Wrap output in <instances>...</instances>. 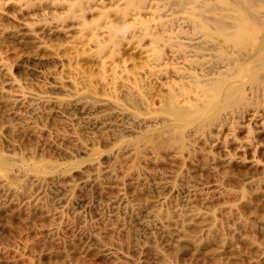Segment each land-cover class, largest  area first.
<instances>
[{"label":"rangeland","instance_id":"obj_1","mask_svg":"<svg viewBox=\"0 0 264 264\" xmlns=\"http://www.w3.org/2000/svg\"><path fill=\"white\" fill-rule=\"evenodd\" d=\"M227 1L245 43L221 0H0V264H264V0Z\"/></svg>","mask_w":264,"mask_h":264},{"label":"bare ground","instance_id":"obj_2","mask_svg":"<svg viewBox=\"0 0 264 264\" xmlns=\"http://www.w3.org/2000/svg\"><path fill=\"white\" fill-rule=\"evenodd\" d=\"M221 8L222 10H224L225 13H222L221 16L217 18H213L210 21L209 19L206 20L205 18L201 19L203 21V26L208 27L210 25H213V28H216L218 34L224 37L226 41L233 42L236 44L245 43L244 41L248 38V36L246 35V28L248 24L246 22L247 19L242 17L237 12V8L232 9L231 5L229 4V1L227 0H221ZM227 20L233 21V22L228 23ZM252 21L255 24V34L253 36H250V39H253V37H257L259 39L260 45H263L264 35L261 37L258 36V34H260L263 28L258 26V22L255 19H252ZM213 38L216 39L215 35L213 36ZM255 68H254V71H255Z\"/></svg>","mask_w":264,"mask_h":264}]
</instances>
